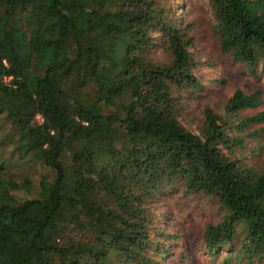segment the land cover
<instances>
[{
  "label": "trees",
  "instance_id": "16d2710c",
  "mask_svg": "<svg viewBox=\"0 0 264 264\" xmlns=\"http://www.w3.org/2000/svg\"><path fill=\"white\" fill-rule=\"evenodd\" d=\"M207 28L264 73V0H0V264H184L178 193L216 203L202 252L264 264V169L236 152L262 91L179 121Z\"/></svg>",
  "mask_w": 264,
  "mask_h": 264
},
{
  "label": "rangeland",
  "instance_id": "374dc122",
  "mask_svg": "<svg viewBox=\"0 0 264 264\" xmlns=\"http://www.w3.org/2000/svg\"><path fill=\"white\" fill-rule=\"evenodd\" d=\"M195 3V2H194ZM196 12L201 18L208 22V12L202 1L195 3ZM188 5L184 6L181 12L182 19L185 17V11ZM205 12V13H204ZM203 16V17H202ZM207 27V26H206ZM207 39L201 42L196 41V52L194 59L197 62L196 76L203 84L202 95L195 101L189 102L188 114L192 121L187 117H180L179 121L189 129L196 130V125L201 116L200 111L204 105H208L215 112H219L226 99L230 96L234 89L239 88L245 93H250L256 89H260L264 96V73L259 71H249L244 65L231 60L227 55L221 54L217 50V42L207 28ZM258 110H264V103L253 110H243L240 115L249 116ZM194 118V120H193ZM197 118V121H196ZM39 121V118H37ZM245 135L246 148L236 151L237 155L247 161L254 168L264 169V123L251 125L246 128ZM176 194L175 202L171 205L175 217L180 223L182 233L187 237L186 249L189 256L184 264H220L223 253L212 258L201 250V231L202 227L217 219L216 203L213 199L205 196L193 197V205L188 203L189 197H181ZM172 203V202H171ZM189 210H186L184 206ZM173 242V241H172ZM176 244L173 245H177ZM187 251V250H186ZM166 255L162 264H180L175 258L169 259Z\"/></svg>",
  "mask_w": 264,
  "mask_h": 264
}]
</instances>
